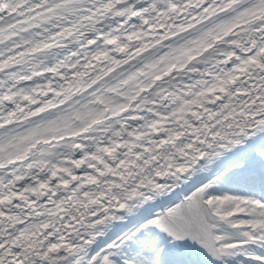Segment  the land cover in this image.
Segmentation results:
<instances>
[{"label":"snow or ice","instance_id":"1","mask_svg":"<svg viewBox=\"0 0 264 264\" xmlns=\"http://www.w3.org/2000/svg\"><path fill=\"white\" fill-rule=\"evenodd\" d=\"M0 264H264V0H0Z\"/></svg>","mask_w":264,"mask_h":264}]
</instances>
